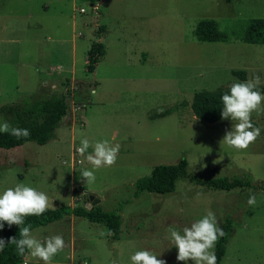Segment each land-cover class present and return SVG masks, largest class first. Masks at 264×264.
Here are the masks:
<instances>
[{"label": "rangeland", "instance_id": "374dc122", "mask_svg": "<svg viewBox=\"0 0 264 264\" xmlns=\"http://www.w3.org/2000/svg\"><path fill=\"white\" fill-rule=\"evenodd\" d=\"M257 18H264V0H0V109L44 92L66 95L70 105L47 145L0 148V193L23 183L44 192L52 210L95 196L122 219L118 240L106 226L74 216L33 230L38 239L62 235L66 247L51 264H132L141 250L184 264L169 229L182 234L208 211L219 227L228 219L234 227L221 264H264V114L251 118L259 138L237 151L223 142L235 122H203L191 108L197 92L227 88L240 71L259 75L264 94V45L243 41ZM203 20H215L226 39L201 41ZM95 43L104 54L92 72ZM84 138L118 144L116 164L94 170L85 158L92 148L74 164ZM183 160L189 177L174 191L135 198L139 179ZM85 169L94 171L93 183L81 176ZM191 178L248 180L260 190L219 191ZM24 264L43 262L28 253Z\"/></svg>", "mask_w": 264, "mask_h": 264}, {"label": "trees", "instance_id": "16d2710c", "mask_svg": "<svg viewBox=\"0 0 264 264\" xmlns=\"http://www.w3.org/2000/svg\"><path fill=\"white\" fill-rule=\"evenodd\" d=\"M232 0H226L230 3ZM105 29L102 28V32ZM196 35L203 42H216L226 39V35L219 31L218 23L215 20H203L196 28ZM243 41L248 44L264 45V18L252 19L249 21L243 36ZM104 54V45L95 43L89 51L88 61L89 70L94 71L97 63ZM240 82L246 81L247 73L240 71L237 73ZM230 86L217 90H203L194 95L192 101V111L194 116L203 122L217 123L221 118L222 96L228 94ZM0 112L7 117L8 123L14 128L28 129L30 132L27 138H16L9 133H0V148L13 149L21 147L28 142H34L40 146L47 145L56 137V131L60 128L62 121L70 112L66 95H57L45 93L41 96H35L24 104L5 106ZM168 110L165 116L170 114ZM188 162L181 161L177 165H159L150 176L141 178L136 183L135 198L141 196L144 192L167 194L176 188L177 181L188 176ZM199 185L210 186L214 190L232 191L238 188L254 186L248 180L218 178L215 180H201L191 178ZM255 189L260 190L257 186ZM129 203V202H127ZM120 210L106 211L100 206L88 210L85 206L71 207L63 205L57 209H48L40 216H28L25 218L24 226H31V231L56 223L65 217L76 216L84 218L92 223L102 224L111 232L113 239H119L121 233L122 219L119 215ZM226 235L219 239L215 246L217 264H221L226 255L228 244L234 235L232 221L228 219L223 225ZM2 239L6 241L10 237L19 239L20 226L13 225L9 228L7 224L2 229ZM28 252L26 250L23 256L17 253L14 244L6 245L3 251H0V264H24Z\"/></svg>", "mask_w": 264, "mask_h": 264}, {"label": "clouds", "instance_id": "9594fccd", "mask_svg": "<svg viewBox=\"0 0 264 264\" xmlns=\"http://www.w3.org/2000/svg\"><path fill=\"white\" fill-rule=\"evenodd\" d=\"M261 84L259 75L246 81L234 82L230 86L228 94L222 96L221 118L235 122L231 131H227L223 142L229 147L242 151L246 150L259 138L261 129L254 127L252 114L259 117L264 114V94L258 89ZM0 133H9L16 138H27L30 135L28 129L14 128L5 120L0 123ZM157 141L159 137H156ZM89 148L92 152L88 153ZM120 146L112 145L107 139L91 144L87 138L81 140V146L77 152L92 165L94 170L112 167L116 164ZM81 176L87 183L95 181L94 171L82 170ZM249 206L256 203L255 195L250 194L247 200ZM49 197L42 191L33 187L17 184L0 193V230L7 224L20 226L19 239L10 237L6 241L0 238V251L6 245L14 244L17 253L23 256L27 252L31 257L39 259L43 264H51L52 259L66 247L62 235H54L38 239L31 232V226H24L28 216H40L49 208ZM170 240L178 249L176 259L178 262L188 264H217V256L214 251L216 242L226 233L218 226L215 214L208 211L205 216L193 222L189 227L181 231L169 229ZM132 264H166L163 259H158L151 251H136L131 256Z\"/></svg>", "mask_w": 264, "mask_h": 264}, {"label": "water", "instance_id": "95a60500", "mask_svg": "<svg viewBox=\"0 0 264 264\" xmlns=\"http://www.w3.org/2000/svg\"><path fill=\"white\" fill-rule=\"evenodd\" d=\"M100 204V200L96 199L95 196H90L89 202L86 203L85 207L88 210H91L92 208L98 206Z\"/></svg>", "mask_w": 264, "mask_h": 264}, {"label": "built area", "instance_id": "2783aa9c", "mask_svg": "<svg viewBox=\"0 0 264 264\" xmlns=\"http://www.w3.org/2000/svg\"><path fill=\"white\" fill-rule=\"evenodd\" d=\"M76 152H77V150H76ZM77 156H76V159H75V157H74V164L75 163H78V164H82V160H81V156H80V154L77 152Z\"/></svg>", "mask_w": 264, "mask_h": 264}, {"label": "crops", "instance_id": "0c3cea01", "mask_svg": "<svg viewBox=\"0 0 264 264\" xmlns=\"http://www.w3.org/2000/svg\"><path fill=\"white\" fill-rule=\"evenodd\" d=\"M52 70V69H51ZM72 82H73V80H72ZM71 217V216H70ZM74 217H76V216H74ZM76 218H78V217H76ZM71 223H75V220L74 219H71ZM32 232V231H31Z\"/></svg>", "mask_w": 264, "mask_h": 264}]
</instances>
